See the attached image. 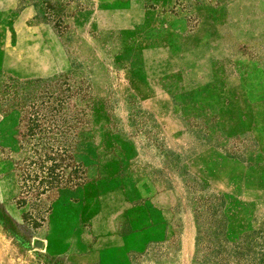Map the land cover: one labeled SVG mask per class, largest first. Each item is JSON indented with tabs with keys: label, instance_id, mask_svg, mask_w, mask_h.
I'll return each mask as SVG.
<instances>
[{
	"label": "rangeland",
	"instance_id": "obj_1",
	"mask_svg": "<svg viewBox=\"0 0 264 264\" xmlns=\"http://www.w3.org/2000/svg\"><path fill=\"white\" fill-rule=\"evenodd\" d=\"M0 259L264 264V0H0Z\"/></svg>",
	"mask_w": 264,
	"mask_h": 264
},
{
	"label": "crops",
	"instance_id": "obj_2",
	"mask_svg": "<svg viewBox=\"0 0 264 264\" xmlns=\"http://www.w3.org/2000/svg\"><path fill=\"white\" fill-rule=\"evenodd\" d=\"M0 264H3V261L0 259Z\"/></svg>",
	"mask_w": 264,
	"mask_h": 264
},
{
	"label": "water",
	"instance_id": "obj_3",
	"mask_svg": "<svg viewBox=\"0 0 264 264\" xmlns=\"http://www.w3.org/2000/svg\"><path fill=\"white\" fill-rule=\"evenodd\" d=\"M40 247V246H39Z\"/></svg>",
	"mask_w": 264,
	"mask_h": 264
}]
</instances>
